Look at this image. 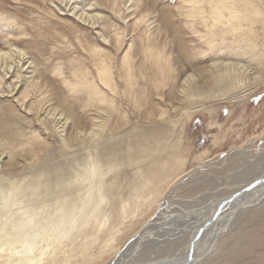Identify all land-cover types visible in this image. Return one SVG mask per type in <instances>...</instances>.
<instances>
[{"label": "rangeland", "instance_id": "374dc122", "mask_svg": "<svg viewBox=\"0 0 264 264\" xmlns=\"http://www.w3.org/2000/svg\"><path fill=\"white\" fill-rule=\"evenodd\" d=\"M252 2L264 15V0ZM132 3L0 0V264L173 256L185 246L180 218L125 247L165 202L179 216L264 171V80L226 93L201 73L216 56L227 71L258 65L212 54L180 0ZM251 29L264 46V23ZM173 154L159 201L144 205L142 170ZM236 212L195 264H264V195ZM28 245L35 262L23 259Z\"/></svg>", "mask_w": 264, "mask_h": 264}, {"label": "bare ground", "instance_id": "6f19581e", "mask_svg": "<svg viewBox=\"0 0 264 264\" xmlns=\"http://www.w3.org/2000/svg\"><path fill=\"white\" fill-rule=\"evenodd\" d=\"M135 1L136 0H134V3H132V5H136ZM180 2V7L181 9H183L185 15V24H187V26L193 31L192 33H194L201 41H204L207 44L208 49L210 52H212V54L217 55V53H230L231 55L233 54L236 56L238 55L246 57L248 55L249 60L254 61L255 64L258 65V68H250V66L248 67V65L244 67L240 64L239 68L233 67L229 71H227L226 66H230V63L219 62V60L214 61L213 59L216 58V56L211 60L210 64L201 67V73L206 74L203 76L204 81L206 82L205 87L210 90L218 89L219 91H224L226 93H232L233 91L242 92L249 84V81L253 83L261 82L264 80V73H260L261 60L264 58V46L261 44L259 45L257 40L252 39L250 36L252 34V24L256 23L257 21H262L264 23V15L260 7H257L256 4L252 2L250 5L251 8H245L248 0H180ZM198 23L203 25L202 31L198 29ZM162 28V24L159 23V28L156 29L159 30ZM165 53V55L170 58V53ZM4 55L5 53H2L1 51L0 58ZM219 63H222V65L219 68H216L218 67L217 65ZM110 75L111 71L108 69L107 65L103 63V65L100 67L101 79L106 83H109L108 79ZM189 75L192 74L190 73ZM185 89L186 88H184V90ZM198 91V88H192L190 90V93L193 95ZM181 94L183 96H189V93L186 91H183ZM142 159L144 161L148 160V158ZM177 161L178 157L173 154L170 156V159L163 157L160 162L151 163L142 170V176L145 183L144 188L147 191V195L141 197L144 205L148 203L150 197H154L156 203L159 201V196L164 190V187L167 185L166 183H164V181L172 178L174 174V168L175 171L177 169L174 166ZM172 162L174 163V165L172 164ZM263 176L264 171L258 176L252 177L250 181L246 182L245 184L236 187L233 193L239 189L245 188L253 180L263 178ZM263 195L264 185L262 184L252 188L247 194L237 197L231 203V207H226L221 218L218 219V221H212L208 228L201 234V237L199 238L200 240L195 245L194 259L189 264H195L205 255H209L208 252L210 251V245L213 244L214 241H216V237L219 235V233L222 232L229 225V222L233 219V217L236 216L237 212L234 213L233 211V208L236 205H238L239 203L244 204L242 206V208H244L245 206L251 205V203H255L260 200ZM226 197L227 196L214 197L213 199L211 198V200H207L205 205L198 208L196 207V209H193L191 211L184 212L179 216L173 214L175 211L172 214L171 212L168 213L170 203L165 202V206L162 205V208L160 207V209H158L154 215L152 214L153 216H151L147 220L148 222L142 225V229L139 228L135 236H132V238L135 237L133 240L134 242L132 243L130 241L132 240V238L128 243L126 242L127 245L125 248H130V246L137 243V240L144 237H147L146 239H148V237L155 234V232H158V230L167 228L170 223L173 224L174 220L176 221V219L180 218L181 220H183V226L182 228H180L181 225L179 226V231H181V235L184 234L186 239L184 242L185 246L183 247V250H181L180 253H174L173 256L166 255L165 258H159L151 260L150 262L142 263L157 264V260L171 257L170 259L166 260V262L160 264H180V261H182L181 257L182 259H184L194 234L199 230L201 226H203L202 224L204 222L208 221V219L215 214L217 206L219 207L223 198ZM243 201L244 203H242ZM172 220L173 222H170ZM161 232L162 231H160V233ZM32 249L33 246L28 245L25 249L22 250L24 252V260L35 262L36 258L29 255V253L32 252ZM180 254L182 255L181 257ZM119 257L122 256L120 255ZM119 259L120 258H118L114 262V264L120 263L118 262L120 261ZM55 261H57L56 258L52 257L51 261L47 264H54Z\"/></svg>", "mask_w": 264, "mask_h": 264}, {"label": "water", "instance_id": "95a60500", "mask_svg": "<svg viewBox=\"0 0 264 264\" xmlns=\"http://www.w3.org/2000/svg\"><path fill=\"white\" fill-rule=\"evenodd\" d=\"M264 185V176L263 178H258L253 180L252 182H250V184L248 186H246L243 189H239L236 192L230 194L229 196H227L226 198H223L221 204L219 205V207L217 206L216 212L213 216H211L208 221L204 222L199 230L194 234V236L192 237V241L190 242V245L188 247V251L184 257V259H182V255L180 264H189L191 263V261L194 259V251H195V245L196 243L200 240L199 238L201 237V234L204 232V230H206L208 228V226L210 225V223L212 221H218V219L221 218L222 214L224 213V209L227 207H231V203L239 196H243L244 194H247L248 192H250V190L254 187H257L259 185ZM244 203V201L242 202ZM244 204H238L236 205L233 209L234 213H236V211H239L240 208H242ZM135 237L132 238V240H130L132 243L134 242ZM120 255V254H119ZM119 255H117V257L111 262V264H114V262L119 258ZM171 258V257H170ZM169 257H167L166 259H162L157 261V264L160 263H164L166 262V260L170 259Z\"/></svg>", "mask_w": 264, "mask_h": 264}]
</instances>
